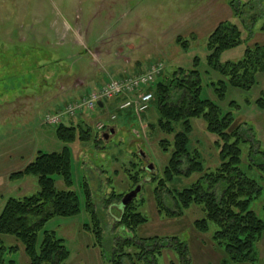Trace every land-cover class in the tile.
I'll use <instances>...</instances> for the list:
<instances>
[{"label": "rangeland", "instance_id": "1", "mask_svg": "<svg viewBox=\"0 0 264 264\" xmlns=\"http://www.w3.org/2000/svg\"><path fill=\"white\" fill-rule=\"evenodd\" d=\"M239 6L243 24L234 12ZM221 22L237 24L242 32V41L220 54L219 63L226 73L233 70L227 63L241 61L246 48L254 50L252 57H257L260 50L255 44L264 46V32L260 30L264 0H0V211L9 197L39 190L35 176L11 181L9 175L23 169L37 152L60 151L66 144L71 189L79 198L80 211L48 220L38 233L37 244L44 229L54 231L69 251L62 264H109L116 241L131 237L137 241L154 238L163 245L155 257L156 264H264V232L255 240L247 259L236 263L214 239L217 227L213 222H208L206 231L195 226L205 218L200 205L192 204L170 216L157 203L155 189L165 178L163 170L172 151L173 134L158 128L156 103L135 113L118 110L107 102L108 111L88 113L77 124L89 128L90 137L76 136L67 143L58 138L56 126L43 121L49 112L60 110L64 114L69 102L94 89V82L103 78L137 74L151 62L161 63L158 77L165 79L178 69L195 68L201 82L200 97L214 101L222 113L233 115L227 131L236 129L241 136V169L261 187L250 208L264 220V105L259 106L264 104V61L256 62L254 68L249 66L255 78L249 89L229 84L228 76L208 63V38ZM178 36L185 46L177 42ZM242 64L236 67L242 68ZM244 64L247 67L248 61ZM219 80L226 81L223 99L214 89ZM111 113L117 116L111 122L115 123L114 132L108 131L103 138L96 123L106 121ZM69 119L64 117L60 123L68 125ZM190 121L189 149L198 150L203 170L164 181L159 194L172 210L176 209L173 196L177 192L220 164L216 136L206 129L202 117ZM160 139L170 143L167 151L159 146ZM148 164L152 169L147 170ZM54 178L56 187L65 189L62 178ZM84 182L99 218L101 248L95 246L93 233L84 228L92 224ZM136 188L131 205L146 220L131 231L116 221L122 204L114 196H125ZM176 240L185 246L183 256L175 249ZM125 249L130 253L135 250L130 245ZM122 261L130 264L126 257ZM27 262L23 244L14 236L0 234V264Z\"/></svg>", "mask_w": 264, "mask_h": 264}, {"label": "trees", "instance_id": "2", "mask_svg": "<svg viewBox=\"0 0 264 264\" xmlns=\"http://www.w3.org/2000/svg\"><path fill=\"white\" fill-rule=\"evenodd\" d=\"M233 4L232 1L229 2L232 9ZM241 9V6L234 8L238 18L241 17ZM240 21L242 24L245 22L242 18ZM247 28L249 30V27ZM260 30L264 32V22ZM241 33L237 24L221 22L208 38L210 48L208 63L214 69H219L222 76H228L227 81L232 86L249 89L255 83L253 71L249 69V66L254 68L256 62L264 61V46L255 44V47L260 50L257 57H252L254 50L246 48L245 56L241 61L227 63L233 69L226 72L227 74L221 69L223 66L219 63L220 54L224 50L242 41ZM177 42L185 46V41L180 39V36L177 37ZM246 61H248L247 67L244 64ZM239 63H243L242 68L236 67ZM200 83L199 73L195 68L178 69L173 72L170 79L160 76L155 81L153 103H156L158 113L156 124L163 132L173 134L172 151L168 164L163 170L165 178L160 181L159 185L163 187L164 181H170L176 175L189 177L192 173L203 170L198 150L190 151L189 149V134L192 131L190 120L193 117H202L206 129L216 136L214 143L219 149L220 164L215 171L204 174L201 180L192 183L191 186L173 196L176 209L172 210L164 205L159 194L161 186L155 189L156 201L170 216L180 214L183 208L192 204L200 205L205 218L195 222V226L201 231H206L208 222H213L217 227L214 231V239L220 245L222 244L230 259L237 263L247 259L255 240L264 232V220L250 208V201L260 193L261 187L255 180L248 178L241 169V149L239 147L241 136L236 129L232 132L227 131L234 120L232 113H222L221 108L214 101L201 98ZM214 89L218 97L223 99L226 81L219 80ZM261 105L264 104L259 106ZM177 127L181 129L177 130ZM55 130L58 138L64 143L73 141L76 136L79 139L90 137L88 136L90 129H85L80 125L59 124ZM158 144L164 151H167L170 143L166 139H160ZM28 175L36 177L39 190L32 195L9 197L6 200L0 211V234L14 236L23 244L24 252L28 257L26 264H62L68 258L69 251L63 239L57 237L54 231L44 229L41 241L38 246L37 244L38 233L48 220L55 216L76 215L80 211L79 198L71 189L68 146L64 144L60 151L37 152L34 159L28 162L23 169L11 173L9 179L12 181ZM56 175L62 178L65 189L56 187L54 178ZM84 188L86 207L92 217V224H85L84 228L93 233L95 246L101 248L104 245L102 230L86 182H84ZM123 196L124 194L120 193L114 198L121 202ZM131 202L120 209L121 215L116 221L123 228L133 231L144 223L146 218L134 210ZM141 240L137 241L131 237L116 241L109 264H125L122 261L124 257L129 260L130 264H156L155 257L160 253L163 245H159L158 240L154 238ZM175 243L177 245L175 249L183 256L185 246L181 247L177 240ZM127 245L134 247L135 250L132 253L126 251Z\"/></svg>", "mask_w": 264, "mask_h": 264}, {"label": "built area", "instance_id": "3", "mask_svg": "<svg viewBox=\"0 0 264 264\" xmlns=\"http://www.w3.org/2000/svg\"><path fill=\"white\" fill-rule=\"evenodd\" d=\"M162 65L160 62H151L147 68L137 74L126 73L119 77H106L98 82L94 89H90L84 96L69 102L65 106L64 114L61 111L49 112L44 117V123L58 125L64 117L73 118L81 114H97L98 102L102 109L108 111V105L114 103L118 110H133L140 113L147 110L154 101L153 87ZM107 102H110L107 105ZM111 113L106 121H98L96 128L99 132L116 119Z\"/></svg>", "mask_w": 264, "mask_h": 264}, {"label": "water", "instance_id": "4", "mask_svg": "<svg viewBox=\"0 0 264 264\" xmlns=\"http://www.w3.org/2000/svg\"><path fill=\"white\" fill-rule=\"evenodd\" d=\"M98 104H99V106H102L101 105V102H98ZM114 132V129H110L109 130V133H113ZM108 136V133H105L104 134V138H106ZM152 164H148L147 165V170H150V169H152ZM138 192V189L136 188V190H132L131 192H129V194H127V195H125V196H123V198H122V200H121V208L123 207V206H125V205H127L129 202H131L133 199H134V196L136 195V193Z\"/></svg>", "mask_w": 264, "mask_h": 264}, {"label": "crops", "instance_id": "5", "mask_svg": "<svg viewBox=\"0 0 264 264\" xmlns=\"http://www.w3.org/2000/svg\"><path fill=\"white\" fill-rule=\"evenodd\" d=\"M97 79V78H96ZM95 79V80H96ZM94 80V81H95ZM96 82V81H95ZM94 82V84H97V83H95ZM110 105H114V104H110ZM97 111H98V113H100V112H102V108H98L97 109ZM85 115L86 114H83L82 116L81 115H79V116H76V117H74V118H70L69 120H67L68 122H69V124L68 125H77V124H79L80 122H83L84 121V119H85ZM105 122V121H104ZM111 126H115V123L114 124H110Z\"/></svg>", "mask_w": 264, "mask_h": 264}]
</instances>
